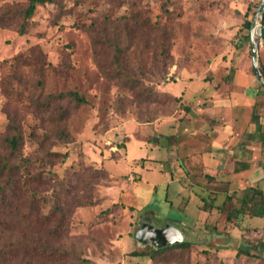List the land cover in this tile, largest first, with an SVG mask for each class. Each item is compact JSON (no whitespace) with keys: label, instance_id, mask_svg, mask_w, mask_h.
<instances>
[{"label":"rangeland","instance_id":"obj_1","mask_svg":"<svg viewBox=\"0 0 264 264\" xmlns=\"http://www.w3.org/2000/svg\"><path fill=\"white\" fill-rule=\"evenodd\" d=\"M26 1L0 0V9ZM258 2L54 0L36 8L24 35L12 27H0V136L14 119L24 139L21 154L34 166L25 175L31 180L42 170L45 178L28 185L36 196L34 209L43 216L59 205L66 213L57 236L46 239L40 227L35 231L50 246L70 253L66 260L28 256L16 246L23 241L18 232L0 228V264H72L75 259L86 264H258L254 245L248 246L252 257L236 255L238 248L210 252L206 243L214 236L186 230L199 222L195 199L187 204L185 217L177 207L182 208L188 195L182 192L177 197L167 190V175L156 172L153 163L140 165L141 157L159 158L164 150L150 149L154 143L147 142L151 135L143 127L174 113L176 103L163 90L167 84L174 83L182 70L200 72L231 52L245 51L251 59L249 29L243 25L251 22ZM133 13L141 14L139 22L143 19L148 24L137 30L128 45L120 39L128 78L140 80L130 89L122 86L126 75L109 80L102 74L97 62L107 64L112 53L95 46L94 40L101 37L104 26L110 28L107 18H114L122 28V18ZM106 33L110 36L109 29ZM263 49L264 43L260 54ZM68 91L84 96L87 103L59 102L69 108L61 123L34 103ZM58 126L68 134V143L55 135ZM44 136L42 151L35 141ZM149 164L152 169L147 170ZM86 196L91 204H86ZM27 205L23 212L28 211ZM53 215V219L59 217L57 212ZM152 227L168 229L173 235L158 244L135 235L138 229ZM196 240L194 249L148 257L153 249L171 242ZM8 251L15 252L10 255ZM134 251L146 255L130 256Z\"/></svg>","mask_w":264,"mask_h":264},{"label":"crops","instance_id":"obj_2","mask_svg":"<svg viewBox=\"0 0 264 264\" xmlns=\"http://www.w3.org/2000/svg\"><path fill=\"white\" fill-rule=\"evenodd\" d=\"M260 60L264 68V49ZM163 90L180 108L143 127L150 149L164 150L159 158L141 157V167L153 163L167 175V190L188 195L177 207L185 217L195 199L199 222L186 230L214 236L210 250L254 245L264 259V87L251 59L231 52L200 72L182 70Z\"/></svg>","mask_w":264,"mask_h":264},{"label":"trees","instance_id":"obj_3","mask_svg":"<svg viewBox=\"0 0 264 264\" xmlns=\"http://www.w3.org/2000/svg\"><path fill=\"white\" fill-rule=\"evenodd\" d=\"M53 2L54 0H27L23 5H4L0 9V27H12L17 31L18 34L24 35L29 30L31 19L36 12V8L38 6ZM140 15L133 13L130 16L123 17L122 28L119 27L118 23L114 22V18H107L106 20L109 22L110 28L104 26L101 30V37L94 40L95 46H103V48L109 50L112 53L111 59L107 64H99L97 62L102 74L109 80H118L123 75H126L127 81L123 82L122 86H129L130 89L137 87L140 84V80L134 81V79L128 78V74L124 65L122 64L121 57L125 47L120 45V39L124 38L128 45L134 38L137 30L147 26L148 22L145 20L141 19V22H139V19L141 18ZM250 23V21H246L243 26L246 29H249ZM107 29H109L110 36H108L106 33ZM262 33L264 39V12ZM107 68H109L111 71H109ZM167 95L176 103V109L180 108V99L172 96L171 94ZM63 100H69L70 102H73L74 106L87 103V100L84 96L73 91H68L66 93L57 95L49 94L46 96L43 102L40 103L38 100H35L34 103L36 106L40 107V110L44 113L52 112L54 114L53 121L58 124L64 121L69 114L68 106L58 104ZM149 122L153 123L154 120H150ZM7 130L8 132L4 136H0V228L18 232L23 241L18 242L16 246L28 256L34 257L38 255L46 261H48L53 256H57L62 260H66L70 255L69 251L62 250L59 247L50 246L45 239H40L39 233L35 231L37 227H40V231L43 233V236L46 239L57 236L63 225V220L66 217V213L59 207V205L56 207L57 211L54 210L52 214L43 216L34 209L33 203L35 202L36 196L35 193L31 192L32 190L30 191L28 185L30 182H36L37 184H40L42 180H45L43 171L40 170L38 173H34L33 176H31V180L28 178L29 176L25 175L29 168H34V166L32 160L23 157L21 154L20 149L23 146L24 139L20 129L18 128V124L14 119H10L8 122ZM33 135L34 133L32 132L29 136L32 138ZM55 135L61 142H69L68 134L59 126L56 128ZM46 139V136H44L42 140L35 141L38 148L42 151L44 149L43 146L45 145L44 143ZM47 154H49V156L59 155L58 153ZM40 166L41 165L38 167ZM105 172L106 171H100L99 173L104 174ZM89 188H91V186H89ZM86 198V204H91L92 201L88 199L89 197L86 196ZM24 200H28L29 203ZM26 204H28V211L23 212L22 208ZM56 212L59 213V217L53 219L55 216L53 213ZM227 220L229 222V218ZM27 239L28 243L26 245L24 241ZM195 244V242H181L167 246L165 248L153 249L148 257L153 259L155 256H158L169 250L186 251L194 249L196 248ZM254 247L255 246H253V248ZM209 251L211 252V250ZM14 252L15 251H8V254L11 255ZM129 255L132 257H141L145 256L146 254L134 251ZM236 255L252 257L251 251L247 246L239 247L237 249ZM257 256L258 255L254 257L256 258ZM86 263L87 262L85 260L75 259L74 263L72 264ZM258 264H264V259L258 257Z\"/></svg>","mask_w":264,"mask_h":264},{"label":"water","instance_id":"obj_4","mask_svg":"<svg viewBox=\"0 0 264 264\" xmlns=\"http://www.w3.org/2000/svg\"><path fill=\"white\" fill-rule=\"evenodd\" d=\"M263 12H264V0H259L254 15L252 17L250 27H249V51L251 57V67L252 73L259 84L264 87V68L261 64L260 60V45L263 43V33H262V23H263ZM137 237L141 238V240H145L148 242L159 243L160 240L169 238L173 235L168 229H157V228H149V229H138L135 234ZM195 243L199 242V240L193 241ZM144 243V242H143ZM178 243H169L166 245H174ZM165 248V247H164Z\"/></svg>","mask_w":264,"mask_h":264}]
</instances>
